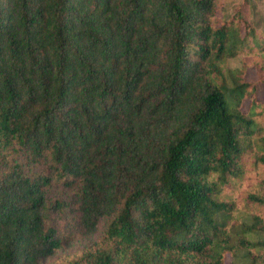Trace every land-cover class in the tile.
<instances>
[{
	"label": "trees",
	"instance_id": "obj_1",
	"mask_svg": "<svg viewBox=\"0 0 264 264\" xmlns=\"http://www.w3.org/2000/svg\"><path fill=\"white\" fill-rule=\"evenodd\" d=\"M258 84L214 0H0V264H264Z\"/></svg>",
	"mask_w": 264,
	"mask_h": 264
},
{
	"label": "rangeland",
	"instance_id": "obj_2",
	"mask_svg": "<svg viewBox=\"0 0 264 264\" xmlns=\"http://www.w3.org/2000/svg\"><path fill=\"white\" fill-rule=\"evenodd\" d=\"M215 1V15L219 18H230L237 9L242 11V15L249 21L258 32L264 31V0H214ZM243 54L236 55L228 60L229 68H239L242 65ZM258 71L254 66H247L244 73V79L253 81L256 78ZM255 98L257 102L264 101V84H258L255 91ZM250 100L246 99L242 103V110H247ZM90 237L77 236L70 242L65 240L62 250L57 253V256H64L80 249L88 243ZM243 252L238 253L242 256ZM227 263L242 264L239 259L233 258L230 254L226 256Z\"/></svg>",
	"mask_w": 264,
	"mask_h": 264
}]
</instances>
